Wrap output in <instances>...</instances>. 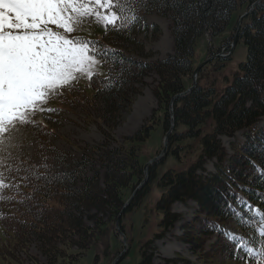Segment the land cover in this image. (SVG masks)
Wrapping results in <instances>:
<instances>
[{"label": "trees", "instance_id": "obj_1", "mask_svg": "<svg viewBox=\"0 0 264 264\" xmlns=\"http://www.w3.org/2000/svg\"><path fill=\"white\" fill-rule=\"evenodd\" d=\"M255 1L142 0L145 6L135 11L137 19L130 27L109 26L103 35L111 47H101L110 51L107 60L99 56L106 74L96 94L102 96V102L97 106L104 107L110 114L122 104L129 105L132 101L130 84L141 82L146 72L153 71L158 77L156 96L160 104L168 107L172 97L192 85V74L198 65L195 51L200 40L209 33V52L213 48L225 47L228 51L234 34L219 45L215 39L227 30L239 7L247 5L249 8ZM151 11L170 19L173 51L166 58L153 62L126 58L119 46L134 41L133 36L141 22L140 14ZM237 38L245 45L246 58L230 75L222 77L225 85L217 87L214 81L202 84L201 74L212 68L218 77L232 56L227 59L216 57L204 65L197 74L194 89L174 101V124L168 135L166 159L172 158L175 163L160 175L157 169L163 162L149 165L147 180L151 182L157 178L162 189L155 209L162 215L158 225L163 231L179 219V215L171 211V206L176 202L193 201L199 206L197 215L202 213L214 226L226 229L227 221H234L246 234L245 239L251 241L250 246L259 252L260 242L264 239L257 227L259 212H264V177L257 169L264 167V129L257 128L256 124L264 117V0L256 3L242 20ZM117 46L119 49L115 48ZM113 58L117 61L115 64ZM121 69L123 75H118ZM134 91L138 93L136 89ZM164 110L163 119L152 117L134 135L125 137L122 147L105 146L103 151L97 152L102 173L94 169L89 173L91 163L85 153L73 161L72 168L64 165L69 155L56 149L54 156L40 166L13 170L10 176L6 169V183L0 188V222L10 220L12 227L8 231L12 232L13 240L26 245L30 240L35 242L45 262L40 263L28 256L34 264H63L66 261L74 264L83 252L105 236L109 224L121 210L128 213L140 206L148 194L147 185L142 191L136 190L125 207L128 197H124V191L133 193L144 179L139 148L148 139L150 130L160 122L165 132L169 129L168 108ZM242 130H246V142L231 143L232 153L227 154L221 137H233ZM209 160H215V171L201 174ZM51 161H58L59 166L55 167ZM233 193L259 212H248L246 207L237 205ZM226 201L244 214L242 219L229 211ZM87 221L93 224L88 225ZM214 226L213 230L219 231ZM191 231L184 230L182 241L193 244L188 236ZM207 231L204 233H210ZM219 232L221 237L223 234ZM161 236L156 234L138 242L140 257L136 264H152L151 250L154 247L150 245ZM222 241L221 254L227 260L238 264H264L259 255L249 257L226 237Z\"/></svg>", "mask_w": 264, "mask_h": 264}, {"label": "rangeland", "instance_id": "obj_2", "mask_svg": "<svg viewBox=\"0 0 264 264\" xmlns=\"http://www.w3.org/2000/svg\"><path fill=\"white\" fill-rule=\"evenodd\" d=\"M247 11V5L239 7L232 15L227 30L215 39L216 45L235 33L238 20ZM140 15L141 22L133 36L134 41L130 45L119 46L120 49L118 46L115 48L122 51L126 58L151 62L166 58L173 51L170 19L157 14L155 11ZM155 31H157V34ZM105 32V28L97 23L93 17L90 19L84 18L69 36L96 42L93 47L101 49L104 45L111 47L110 41L103 37ZM210 42L211 37L205 35L198 43L199 45L195 51L196 65L201 64L210 56L221 55L223 56L222 59L232 56V60L228 63L225 71L218 74V77L212 68L206 69L201 74L200 81L202 84L214 81L217 87H223L225 83L221 81L222 77L225 74L230 75L237 64L245 60L246 48L240 39L231 53L227 52L226 47L213 48L209 52ZM105 71L106 67L101 57H98L93 68V74L90 77L78 74L77 78L70 81L68 85L58 88L50 94L47 101L41 106L44 110L41 111L38 108L29 116L30 122H17L10 130L0 134V139L3 140V143L0 144V179H2L4 185L6 183V169H8L7 173L10 176L13 170L16 172L29 166H40L54 156V149L69 155L68 157L63 156L67 157L64 160V165H70L71 168L74 165L73 161L80 159L82 154L85 153L91 163V168L88 169L89 173L93 169L102 173L101 158L97 152L103 151L105 146L122 147L123 139L134 135L141 126L150 122L152 117L163 119L164 109L168 107L160 104L159 98L156 96L155 88L158 77L153 71L146 72L141 82L130 84L129 87L132 90L129 92V97H132V101L129 105L122 104L121 107L110 114L106 113L104 107H98L97 103L102 102V96L96 94H98L101 81L105 77ZM134 89L138 93H135ZM161 107H164V109ZM256 127L264 129V117L259 119ZM245 132L246 130H242L236 132L233 137H221L222 145L227 154L232 153L231 143L243 144L246 142ZM164 134L165 130H163L162 122L150 130L148 139L139 148V160L142 164L145 165L161 152ZM92 148H98L99 150ZM166 156L156 161V163H164L162 166H158L159 175L175 163L172 158L168 157L166 159ZM51 162L55 167L59 166L58 161ZM214 163L215 160L207 161L204 172H201V174L214 172ZM146 177V182L141 184L140 187L137 186L134 191H142L143 187L147 185V196L144 197L142 203L136 209L128 213L123 212L119 220L120 230L126 239V246H124L120 235L115 229L114 220L109 224L105 236L96 245L83 252L74 264H111L121 253L122 256L117 264H136L140 257L138 244L153 238L156 234L163 236L154 240L150 245L154 247L153 250L147 249L148 253L153 251L152 264H238L227 260L221 254L222 240L225 235L220 237V232L213 230V223L205 219L207 217L202 213L197 215L196 212L199 210V206L193 201L174 203L171 206V211L178 214L179 219L171 228L163 231L158 225L162 215L155 209V203L160 197L162 189L157 184V178L150 182V180H147L148 174ZM124 193V197H128V200L132 191L126 190ZM253 209L256 210V208ZM87 223L88 225L93 224L91 221H87ZM186 225H190L191 228L186 227ZM11 227L10 220L3 219L0 222V264H19V261L20 264H34V261L30 260L28 256L44 263L45 259L36 247L35 242L30 240L29 244L26 245L16 239L13 240L10 236L12 232L8 231ZM225 228L231 233L246 238L245 233L234 221H227ZM184 230H192L188 236L193 244L182 241ZM204 230H208L207 232L210 233L205 234ZM202 232L203 234H201ZM9 237L11 239H8ZM214 249H216L215 252H213ZM63 264H67V261Z\"/></svg>", "mask_w": 264, "mask_h": 264}, {"label": "snow or ice", "instance_id": "obj_3", "mask_svg": "<svg viewBox=\"0 0 264 264\" xmlns=\"http://www.w3.org/2000/svg\"><path fill=\"white\" fill-rule=\"evenodd\" d=\"M144 6L142 0H0V134L17 122H30L31 114L38 108L44 110L41 106L49 95L78 74L90 77L99 56L108 59L110 50L69 36L84 18L94 17L105 30L130 27L137 19L135 11ZM116 62L113 58L112 63ZM118 75H123V69ZM257 170L264 177V167ZM233 197L248 212H259L242 197L235 193ZM226 206L238 219L243 218L230 202ZM259 217L257 227L264 237V212ZM214 227L249 257L259 255L264 260V239L257 252L245 237Z\"/></svg>", "mask_w": 264, "mask_h": 264}, {"label": "water", "instance_id": "obj_4", "mask_svg": "<svg viewBox=\"0 0 264 264\" xmlns=\"http://www.w3.org/2000/svg\"><path fill=\"white\" fill-rule=\"evenodd\" d=\"M259 0H257L255 3H253L251 6H250V10L253 9V7L255 6V4L258 2ZM245 12L241 17L240 19L238 20L237 24H236V30L239 29L240 27V22L242 20L243 17H245L247 15V13L249 12ZM237 32L235 33L234 35V39L232 41V44H231V49H230V53L233 51V48L234 46L236 45L237 43ZM218 56H221V55H218ZM218 56H210L208 58H206L201 64H199L196 69L193 71V74H192V85L186 89L185 92L183 93H180V94H177L175 95L174 97H172L170 103H169V109H168V112H169V118H170V125H169V129L166 131V133L164 134V137H163V147H162V150L161 152L154 158V159H151L148 163H146L143 167V172H144V175L146 176L147 175V171H148V166L154 162H156L157 160L161 159L162 157H164L166 154H167V140H168V135L169 133L171 132L172 128H173V124H174V120H173V108H172V105L174 103V101L176 100V98L180 97V96H184L185 94H188L191 90L194 89L195 85H196V77H197V74L199 72V70L205 65L207 64L208 62H210L212 59H214L215 57H218ZM146 181V177L143 179V181L138 185V187L141 186V184L145 183ZM134 196V193L129 197V199L125 202L124 204V207L129 204V202L132 200ZM121 214H122V210L120 211V213L118 214V216L116 217L115 219V229L118 233V235H120L121 237V240L124 244V246H126V239H125V236L123 234V232L120 230L119 228V220L121 218ZM122 256V253L116 257L113 262L111 264H117V262L119 261L120 257Z\"/></svg>", "mask_w": 264, "mask_h": 264}]
</instances>
